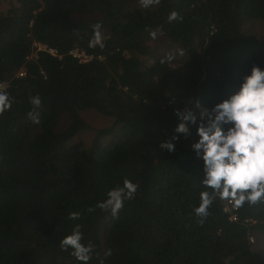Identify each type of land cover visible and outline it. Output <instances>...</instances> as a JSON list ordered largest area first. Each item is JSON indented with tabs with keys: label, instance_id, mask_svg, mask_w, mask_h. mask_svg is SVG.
Here are the masks:
<instances>
[{
	"label": "trees",
	"instance_id": "16d2710c",
	"mask_svg": "<svg viewBox=\"0 0 264 264\" xmlns=\"http://www.w3.org/2000/svg\"><path fill=\"white\" fill-rule=\"evenodd\" d=\"M8 1L0 83L13 102L0 114V264H79L60 247L76 224L94 245L88 264H264L250 241L264 237V201L238 207L232 222L226 199L217 198L201 219L193 211L204 190L190 147L195 126L173 153L159 149L179 123L175 110L198 115L197 101L211 108L253 65L264 68V38L244 30L264 22V0ZM173 11L178 18L169 21ZM97 24L103 47H90ZM157 33L180 46L187 71L150 46ZM34 43L58 55L36 52ZM75 49L92 59L75 58ZM36 95L38 124L28 117ZM88 110L112 126L97 130L90 146L71 143L90 129ZM64 113L70 124L57 132ZM124 179L138 189L118 215L96 207Z\"/></svg>",
	"mask_w": 264,
	"mask_h": 264
},
{
	"label": "clouds",
	"instance_id": "9594fccd",
	"mask_svg": "<svg viewBox=\"0 0 264 264\" xmlns=\"http://www.w3.org/2000/svg\"><path fill=\"white\" fill-rule=\"evenodd\" d=\"M142 6L148 7L159 0H141ZM178 18V13L169 14V21ZM99 25L94 26L93 38L89 46L103 47ZM154 35V34H153ZM8 92L0 91V114L12 107ZM33 110L28 117L33 123L40 122L41 107L39 95L30 97ZM198 115L192 110H175L179 123L174 134L159 143L161 151L169 154L175 151L181 136L191 134L189 125L195 126L194 142L190 147L195 158L202 163L200 180L204 190L200 192V203L193 211L201 219L209 215V208L219 199L230 200L240 207L246 202L256 204L264 201V68L253 65L243 76L237 90L226 99L215 103L211 108L196 103ZM138 185L124 179L121 186L110 189L107 198L97 203L101 210H110L116 217L124 207L125 201L132 200ZM78 212L69 213V219L76 220ZM82 226L76 224L71 233L60 241L64 251H70L79 264H88L92 258L94 245L84 243ZM107 252L106 255H110Z\"/></svg>",
	"mask_w": 264,
	"mask_h": 264
},
{
	"label": "rangeland",
	"instance_id": "374dc122",
	"mask_svg": "<svg viewBox=\"0 0 264 264\" xmlns=\"http://www.w3.org/2000/svg\"><path fill=\"white\" fill-rule=\"evenodd\" d=\"M13 3L8 0H3L0 2V16L6 14L7 10L12 7ZM153 5V4H152ZM152 5L148 6L151 7ZM144 7L142 6L141 0H138L134 7ZM245 34L248 37H257L259 39L264 38V22L261 21H251L245 26ZM150 46L161 56H167L170 62L173 65H177L179 67H184L187 71V57L180 48V46L173 44L170 42L167 37L163 33H157L154 35L152 41L149 42ZM82 117L89 124L90 129L81 132L78 136H76L71 143H79L83 142L86 146H90L94 141L96 136V131L99 129H104L112 126L113 120L103 114H100L94 110H88L82 113ZM70 124V115L68 113H64L61 116L60 122L57 127V132H62L67 129ZM109 142V138L104 139V144ZM254 244L256 245V249L264 254V237L258 235V238L254 236Z\"/></svg>",
	"mask_w": 264,
	"mask_h": 264
},
{
	"label": "built area",
	"instance_id": "2783aa9c",
	"mask_svg": "<svg viewBox=\"0 0 264 264\" xmlns=\"http://www.w3.org/2000/svg\"><path fill=\"white\" fill-rule=\"evenodd\" d=\"M34 49L36 50V52L38 51H46L54 56L58 55V51L56 49L50 48L47 45L44 44H40V43H34ZM36 52L34 53L33 56L36 55ZM71 55H73L75 58L81 60L82 62H86L91 60L92 58L88 55H86L83 51H80L78 49H75L71 52ZM25 76V72L22 71L20 73H18V77H24ZM6 88V83H0V91H4V89ZM223 212L229 216V220L232 222H236L238 221V207L234 206V204L230 201L227 200L225 201V205L223 208ZM250 241L252 243L255 242L254 237H250Z\"/></svg>",
	"mask_w": 264,
	"mask_h": 264
}]
</instances>
